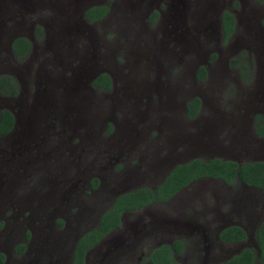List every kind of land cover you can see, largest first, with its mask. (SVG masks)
I'll return each mask as SVG.
<instances>
[{
    "label": "rangeland",
    "instance_id": "obj_1",
    "mask_svg": "<svg viewBox=\"0 0 264 264\" xmlns=\"http://www.w3.org/2000/svg\"><path fill=\"white\" fill-rule=\"evenodd\" d=\"M104 2L0 0V73L13 74L22 90L0 94V109L9 108L17 119L12 134L0 138V264H67L73 237L94 223L111 191L152 180L124 156L112 175L95 170L103 164L98 158L114 161L98 154L101 139L116 142L127 132L133 151L144 145L154 167L192 156L264 157V134L251 133L253 116L264 117V0H109L104 17L82 18L86 4ZM223 11L234 21L227 37ZM14 34L33 38L30 53L17 61L8 50ZM140 62L142 70H135ZM199 65L205 66L202 78L196 77ZM103 68L118 76L115 90L86 84ZM188 96L201 102L192 117L181 103ZM111 117L125 130L113 135ZM19 132H40L45 141L35 153L27 147L14 153L15 144L5 143ZM74 160L84 171L68 178L67 162ZM34 164L41 167L33 170ZM98 174L103 179L93 189ZM185 199L193 210H179ZM202 204L220 206L217 212L244 223L246 237L220 243L212 232H191L183 240L186 249L173 254L176 260L206 264L210 256L223 259L244 245L255 249V221L264 217L257 188L201 178L168 203L122 212L119 225L86 251L84 264H144L150 247L177 238L165 229L209 218V212L200 214ZM22 238L28 252L15 255L11 247Z\"/></svg>",
    "mask_w": 264,
    "mask_h": 264
},
{
    "label": "trees",
    "instance_id": "obj_2",
    "mask_svg": "<svg viewBox=\"0 0 264 264\" xmlns=\"http://www.w3.org/2000/svg\"><path fill=\"white\" fill-rule=\"evenodd\" d=\"M107 11L104 3L90 5L83 11V17L86 20L99 19ZM222 30L227 35L231 29L232 17L227 11H223ZM41 27L35 25V31L40 32ZM30 41L23 36H16L10 42V48L19 59L29 49ZM204 68L200 65L196 70V77L202 78ZM93 84L108 86V76L101 73ZM17 92V83L9 74L0 75V94L14 95ZM199 99L195 96L189 99L186 106V115L191 117L197 111ZM12 122V113L10 110L3 108L0 110V133L7 131ZM258 133L264 132V125L257 128ZM200 176L221 179L230 183L238 180L255 187L259 190L261 200L264 202V158L247 160L238 163L232 159L211 157L202 159L192 157L186 161L176 163L165 174L163 179L154 187L138 186L131 190L117 194L111 204L99 215L96 224L85 230L77 239L70 264H84V254L86 250L100 239L111 228L119 225L120 212L123 209L133 210L144 206L152 201L166 199L177 191L181 186L191 179ZM92 185H95L93 180ZM219 238L222 240H244L246 237L244 229L239 225H229L219 231ZM254 239L258 247L256 250L249 245L242 246L237 252L232 253L229 257L213 264H264V217L256 224L254 230ZM182 245L180 240L173 239L170 244L159 243L149 248L147 259L150 264H183L176 260L174 253L180 252Z\"/></svg>",
    "mask_w": 264,
    "mask_h": 264
},
{
    "label": "flooded vegetation",
    "instance_id": "obj_3",
    "mask_svg": "<svg viewBox=\"0 0 264 264\" xmlns=\"http://www.w3.org/2000/svg\"><path fill=\"white\" fill-rule=\"evenodd\" d=\"M107 1L109 0H106V2H104V4L107 6V11L106 13L102 16L104 17L107 13H108V10H109V7H108V4H107ZM254 1H260V0H254ZM97 4V3H96ZM90 5H93V4H86V6H84V8L82 9V12H81V15H82V18L84 20H86L84 17H83V11L89 7ZM228 12V11H227ZM222 13L220 14V24H221V27H222V19H221V16H222ZM229 15H231L232 17V24H231V29L229 31V33L227 35H225L226 37L233 31V28H234V21H233V16H232V13L231 12H228ZM101 17V18H102ZM99 18V19H101ZM99 19H92V20H86V21H96V20H99ZM222 34L224 36V32L222 30ZM16 36H22V35H19V34H14L10 37V39L8 40V50H9V53L11 55V57L13 58V60L17 61V60H20V59H23L24 56L27 54V53H30V50H31V41L33 40V38L31 37H26V36H23V37H26L29 41H30V44H29V49L24 53V55L22 57H20L19 59H16L15 58V55L13 54L11 48H10V42L11 40L16 37ZM134 60H130V65L132 66L133 65V62ZM137 62H139L137 60ZM141 63V64H140ZM139 64H135L136 67H134L135 70H142L143 68V63L140 62ZM106 64V63H105ZM200 66V65H199ZM198 66V67H199ZM203 68H204V73H205V66L202 65ZM197 67V68H198ZM197 70V69H196ZM101 73H105L107 76H108V86H104V85H100V84H93V81L96 80V78H98V76L101 74ZM1 74H10V76L12 78H14L15 82L17 83V92L14 94V95H10V96H16V95H20L22 90H20V86H19V83H18V80L16 79V77L11 74V73H6V72H2L0 73ZM118 76H114L112 75L111 72H109L106 68H103V69H97L95 71H93L89 76H88V82L86 84H88V87L91 88V89H97V90H107L109 88H113L114 87V90L115 88L117 87V83H116V80H118L119 82V79H117ZM70 87H72V85H70ZM5 95H9V94H5ZM19 97V96H18ZM195 97V96H193ZM192 97L191 96H188V100L191 99ZM187 100V101H188ZM186 101V102H187ZM186 102H181L182 103V107L184 109V111L186 112ZM114 103V102H113ZM112 103V104H113ZM146 107H149V106H146ZM201 107V102H199V105H198V108H197V111L199 110V108ZM259 106H257L258 108ZM5 108V107H4ZM3 109V108H1ZM0 109V110H1ZM8 110H10L9 108H6ZM253 109H256L253 108ZM11 113H12V122H11V126L10 128L5 131V132H2L0 133V138L3 139L5 136H9L10 133L12 132L15 124L17 123V119L16 117L14 116L12 110H10ZM83 111V109L81 110ZM79 110V108H76V113L79 114V112H81ZM197 111L195 112V114L197 113ZM194 114V115H195ZM193 115V116H194ZM192 117V116H191ZM112 121H113V126H114V134H118L119 130H125L120 128V123L115 121L114 117H111ZM253 126L251 128V133L253 136L255 137H259L261 135L264 134V132L262 133H258L257 131V128L259 127H262L264 125V117L261 116L260 114H255L253 116ZM32 123V122H31ZM50 126V125H49ZM73 128V127H72ZM23 133V132H22ZM38 133L40 132H37L36 135H31L30 132H26V133H23L21 134L20 132L18 134L15 135V137L11 138L10 140L7 141V143L5 144H15L13 147H14V153H18L20 150H24L25 148H21V147H27V151L29 152H33L34 153L36 152V149L38 148H41L42 145H43V141H45V138L42 139V137H40V135H38ZM124 134V138L123 139H120V138H117L118 141L116 142H111L108 138V141L107 139L102 140L103 142V146L102 148L100 149H96L98 154H100L101 157H106V158H109V157H113L114 158V161H108V159H104V161H102L101 158H98V162L100 163H103V164H98L95 167V170H99L101 174L103 175H112L114 173H112L113 171V165L114 163L117 161V159H121V157H127V164L130 163V161L134 158L136 160L137 163H139L138 166H143L146 170L143 171L142 175L147 179V178H152V180H147L146 183H139V184H135L133 187L131 188H128V189H122V190H114V191H111V195L107 201V203L104 204V206L98 211L97 215H96V218L94 220V223L91 224V226L89 227H86L85 229H82L81 231H79L78 233L75 234V236L73 237L72 241H71V244L69 246V258H68V262L67 264H70V261H71V258H72V251H73V247L78 239V237L80 236L81 232L82 231H85L91 227H93L95 225V223L97 222V219L100 215V213L106 209L112 202L113 198L117 195V194H120V193H123L127 190H131L135 187H138V186H141V185H145V186H149L151 188H154L162 179L163 177L165 176V174L173 167V165H175L176 163H179V162H183V161H186L192 157H198V156H192V157H188V158H184V159H173L172 161H169L167 162L166 164H161V165H156L155 167L153 166V164H148L147 163V157H148V150L144 148V145L143 147H140L135 150L137 151H133L134 149V143L131 145L128 141H127V132H122ZM12 134V133H11ZM36 140H39L38 142L35 143ZM100 140V141H101ZM116 148V149H114ZM3 149V148H2ZM71 150V149H70ZM115 150V151H114ZM133 151V152H132ZM9 152L12 153V150H9ZM134 152H137L136 154H134ZM113 154H116V155H113ZM73 156H76L78 158V153L77 151L75 150V154ZM213 157H219V156H213ZM199 158H202V157H199ZM208 158H211V157H208ZM208 158H202V159H208ZM220 158H227V157H220ZM264 157H261V158H253V159H246L244 161H247V160H254V159H263ZM228 159H232V158H228ZM238 163H241V162H244V161H237L235 159H232ZM68 168H67V173L69 176L68 178L70 177H74V175L76 174H79L81 172L84 171V169H81L80 168V163L79 161L77 160H74V161H68ZM72 163V164H71ZM33 170H35L36 168H39L41 167L39 164H34L33 166ZM66 168V167H65ZM72 169V170H70ZM99 175V174H98ZM103 175H99L97 176L96 180V184L95 185H92L91 183V187L93 189H96V188H99L100 185H101V181H102V177ZM201 178H211V177H208V176H200L198 178H195V179H191L189 180L187 183H185L183 186H181L177 191H175L171 196H169L168 198L166 199H162V200H157V201H152L150 203H147V204H151V203H156V202H164V203H168L173 197L174 195L181 189V188H185L188 184H190L192 181H195L197 179H201ZM211 179H216V180H219L221 183H223L224 185H229L230 183H227V182H224L223 180L221 179H217V178H211ZM93 180V179H92ZM87 182H89V180L87 179ZM240 184L244 185V186H247V187H252V186H249V185H245L244 183H242L241 181H239ZM254 188V187H252ZM109 190V189H108ZM258 190V189H257ZM258 193H259V190H258ZM259 197H260V193H259ZM261 199V197H260ZM216 200V199H215ZM262 201V200H261ZM263 202V201H262ZM145 204V205H147ZM214 205H221V204H214ZM178 206L180 207V211L183 212L185 211L186 209L190 208V209H194L192 208L193 206L191 205V203L188 202L187 199L183 200V202H181L180 204H178ZM219 207L220 206H209V205H206V204H202L200 205V209H199V212L201 215H205V213H208L209 214L207 216H209V218L207 219H203L202 222H200L198 225H196L195 227L193 226H190L187 224L185 225L184 227H182V229L180 228H173V229H165L168 234H171L173 237H176L177 238H171L168 242H163V243H167V244H170L172 242L173 239H178L180 240V243L182 245V248H181V251L182 250H185L186 249V243L185 241H183L184 239H186L187 237H189V234L191 232H201V231H208V232H212V234H215V237H216V240L220 243H225V242H241L243 240H240V241H237V240H231V241H227V240H222L219 238L218 234H219V231L229 225H239L241 226L244 231H245V234H246V229L244 227V223L238 221V220H232V219H229L228 215L226 214H223L221 212H217L219 211ZM127 209H123L121 212H120V216L119 218L121 219V214L122 212L126 211ZM262 218V217H261ZM261 218H258L256 221H255V226H254V230H255V227H256V224L257 222L261 219ZM116 227V226H115ZM189 227V228H188ZM107 233V232H106ZM105 233V234H106ZM24 238H22L20 241H17V242H14V244L12 245L11 247V252L15 255H23V254H26L28 251H27V246L28 245L25 240H23ZM161 242H158L156 244H159ZM210 247L209 244H204V249L208 252H210V250H207L208 248ZM241 248V247H240ZM239 248V249H240ZM89 249V248H88ZM87 249V250H88ZM238 249V250H239ZM86 250V251H87ZM149 250V249H148ZM148 250L146 252V255L148 253ZM237 250V251H238ZM180 251V252H181ZM235 251V252H237ZM36 251H34V256L36 255ZM86 253V252H85ZM231 255V254H230ZM229 255V256H230ZM85 256V254H84ZM229 256H226L225 258L229 257ZM36 257H39L40 256H35ZM225 258L223 259H216L214 258L213 256H210L207 263L206 264H213L215 263L216 261H221V260H224ZM144 264H150L149 263V260H144ZM203 263H205V261H203ZM24 264H38V262L36 261V259H33L30 261V263H24ZM46 264V263H44Z\"/></svg>",
    "mask_w": 264,
    "mask_h": 264
},
{
    "label": "water",
    "instance_id": "obj_4",
    "mask_svg": "<svg viewBox=\"0 0 264 264\" xmlns=\"http://www.w3.org/2000/svg\"><path fill=\"white\" fill-rule=\"evenodd\" d=\"M83 232V231H82ZM81 232V233H82ZM252 243H253V246L255 247V250H256V255H258V247H257V244H256V242H255V239L253 238L252 239Z\"/></svg>",
    "mask_w": 264,
    "mask_h": 264
}]
</instances>
